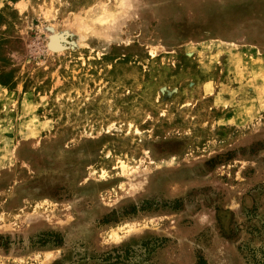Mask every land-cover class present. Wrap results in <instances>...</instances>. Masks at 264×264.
<instances>
[{"label":"rangeland","instance_id":"obj_1","mask_svg":"<svg viewBox=\"0 0 264 264\" xmlns=\"http://www.w3.org/2000/svg\"><path fill=\"white\" fill-rule=\"evenodd\" d=\"M0 264H264V0H0Z\"/></svg>","mask_w":264,"mask_h":264},{"label":"bare ground","instance_id":"obj_2","mask_svg":"<svg viewBox=\"0 0 264 264\" xmlns=\"http://www.w3.org/2000/svg\"><path fill=\"white\" fill-rule=\"evenodd\" d=\"M55 42V41H54ZM53 44V43H52ZM55 47V46H54ZM57 47H59V46H57ZM181 80V79H180Z\"/></svg>","mask_w":264,"mask_h":264}]
</instances>
